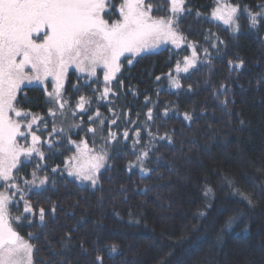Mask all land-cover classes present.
Segmentation results:
<instances>
[{"label":"trees","instance_id":"16d2710c","mask_svg":"<svg viewBox=\"0 0 264 264\" xmlns=\"http://www.w3.org/2000/svg\"><path fill=\"white\" fill-rule=\"evenodd\" d=\"M235 2L249 9L264 4V0ZM214 3L190 0L193 12L202 15L189 16L180 29L189 41L204 47L209 33L223 40L224 46L218 55L213 52L210 64L200 57L198 70L180 73L182 89L172 88L167 79L155 80L174 73L176 61L185 55L172 45L134 57L118 74L122 85L112 82L119 93L113 111L119 117L120 131L127 124L124 113L130 112L134 124L146 123L147 93L154 116L168 107V117L154 124L173 143L159 147L151 156L145 167L153 171L147 175L139 170L132 146L125 148L123 141L108 149L112 158L101 169L95 187L66 173H49L55 183L32 203L47 198L40 206L55 205L56 213L46 216L42 224L35 219L36 227L18 228L25 239L28 234L40 237L30 241L33 264H96L97 254L103 264H264V28L250 29L241 18L240 34L233 39L227 26L208 19ZM237 57L244 61L243 67H230L228 61L235 62ZM80 76L76 71L69 73L68 97L74 96L73 85L84 83L77 79ZM90 91L82 89V94ZM25 95L28 108L46 117L45 88L28 86ZM99 110L106 118L110 115L104 107ZM184 113L193 120H184ZM100 138L97 135V146ZM146 143L141 140L142 145ZM66 147L56 151L63 153ZM139 150L136 146L137 154ZM49 155L50 168H63V155ZM130 164L137 167L129 170ZM31 171V167L26 170ZM224 177L240 194L225 184ZM206 182L215 192L213 199L203 195ZM200 212L206 215L201 217ZM229 220L233 221L230 230ZM68 232L71 242L65 246ZM112 245L117 246L116 252L111 251Z\"/></svg>","mask_w":264,"mask_h":264},{"label":"snow or ice","instance_id":"6c2138e0","mask_svg":"<svg viewBox=\"0 0 264 264\" xmlns=\"http://www.w3.org/2000/svg\"><path fill=\"white\" fill-rule=\"evenodd\" d=\"M201 15L193 12L190 0H0V264H33L34 244L30 241L40 237L28 234L25 239L18 228L36 227L35 219L42 224L46 216L56 213L55 205L48 209L40 206L48 202L47 198L32 203L55 183L49 173H66L67 177L95 187L101 169L112 158L108 149L121 141L125 148L132 146L142 173L153 171L145 164L151 163L159 147L173 143L168 133L161 135L154 124L168 117L169 109L165 106L162 113L157 111L154 116L151 98L144 93L146 123L134 124L130 112L124 113L127 124L120 131L119 117L113 111L119 93L112 82L122 85L118 74L123 64L133 63L134 57L153 54L161 45H172L174 50L183 49L185 55L176 61L174 73L156 76L155 80L167 79L172 88L182 89L180 73L197 69L200 57L210 64L213 52L218 55L224 46V41L214 34L205 35L208 46L204 47L189 41L181 31L180 25L189 16ZM241 18L248 21L250 29L264 28V4L249 9L235 0H215L208 19L227 26L235 39L241 31ZM228 64L241 68L244 61L237 57ZM72 69L81 74L77 79L84 83L73 85L74 96L68 97L66 84ZM33 83L44 85L46 117L33 113L25 103V89ZM82 89L91 91L86 96ZM100 107L109 111L107 118ZM183 119L191 122L193 117L184 113ZM97 135L101 137L99 146ZM142 139L147 143L142 145ZM136 146L140 147L138 154ZM65 147L63 153L56 151ZM49 154L63 155V168H50L46 163L51 159ZM137 164H130L129 170ZM29 167L32 171L27 173ZM224 182L240 194L228 177ZM203 195L206 200L215 197L207 182ZM13 211L18 215L14 216ZM205 215L199 213L201 217ZM232 224V220L227 221L229 230ZM65 240L67 246L71 232L66 233ZM111 251L116 252L117 246L112 245ZM95 261L103 264L99 254Z\"/></svg>","mask_w":264,"mask_h":264},{"label":"rangeland","instance_id":"374dc122","mask_svg":"<svg viewBox=\"0 0 264 264\" xmlns=\"http://www.w3.org/2000/svg\"><path fill=\"white\" fill-rule=\"evenodd\" d=\"M165 46H166V45H161L159 48L155 49L154 52L163 49ZM122 60H123V58H122ZM71 71H75V69L70 70V72H71ZM100 71H102V70H100ZM70 72H69V73H70ZM77 73H78L79 75H81L79 72H77ZM48 83L50 84V81H49ZM28 86H39V87L44 88V85H39V84H36V83H33L32 85H28ZM28 86H27V87H28ZM47 90L50 91V90H51V87H49ZM85 183H87V182H85Z\"/></svg>","mask_w":264,"mask_h":264}]
</instances>
